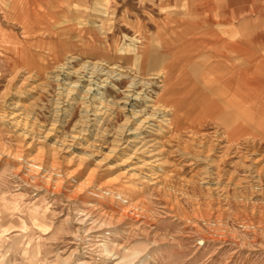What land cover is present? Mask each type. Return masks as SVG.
<instances>
[{"label":"rangeland","instance_id":"374dc122","mask_svg":"<svg viewBox=\"0 0 264 264\" xmlns=\"http://www.w3.org/2000/svg\"><path fill=\"white\" fill-rule=\"evenodd\" d=\"M163 1L0 0V264H264V133L226 122L232 110L197 74L198 55L168 70L164 42V27L186 29L199 53L207 37L257 17L237 30L262 52L264 0ZM95 107L101 119L86 112ZM19 152L42 159L58 190L27 175ZM134 168L123 197L91 194ZM90 172L95 184L79 191Z\"/></svg>","mask_w":264,"mask_h":264},{"label":"crops","instance_id":"0c3cea01","mask_svg":"<svg viewBox=\"0 0 264 264\" xmlns=\"http://www.w3.org/2000/svg\"><path fill=\"white\" fill-rule=\"evenodd\" d=\"M236 1L240 2V0ZM168 2L172 5L171 1L168 0ZM166 3V0H164L162 5L166 6ZM223 4H225L224 1H222V5ZM243 7L245 8V4ZM213 8L212 5L211 10ZM208 9H210V7L207 8V11H209ZM239 9H241V7ZM36 16H38V14H34V17ZM36 20L37 19H35V21ZM256 20H258L257 17H252L250 19L245 18L240 23H234L232 26L230 25L231 28L229 30L231 33L224 34V36L220 37H216L215 34H213V36L211 35L212 37H207V40L202 42L205 44V48L202 47L203 51L199 50V53L194 50V45L197 43L200 44L201 41H187L190 37L187 36L188 33L186 32V29L176 32L173 27H164L166 33H169V36H166L164 42L165 45L169 47L167 51L173 49L172 57H170V54L168 53L169 63L166 64L168 70L174 71L176 68L174 67L175 61L181 59V57L190 56L191 58H194L198 55L201 61H203V59L206 61V64L201 68L204 69V72L202 73L203 76L201 73L197 74L203 78L204 82H207L205 83L206 86H210L209 82L211 83L208 91H216L220 96H223L226 106L232 110L231 113H229L230 115H228L229 117H227L226 122L229 121L231 115H235L236 118L234 119H242L241 121L249 122L253 127L264 133V49L261 52L254 48L255 45L249 44L251 38L237 30V28L240 29L253 24ZM213 23L214 21L212 24ZM212 24L210 23V20H208V25ZM223 25L225 27V24ZM149 28L150 27H148V29ZM209 28L211 29L213 26ZM175 29H178V27ZM243 35L246 37H243ZM173 47H177V50H174ZM186 47L187 49H185ZM201 55L204 57H201ZM150 59L151 58L147 55L143 57L146 66ZM139 68L141 71L146 69L145 65ZM195 70L193 72H195ZM167 83L171 84L173 94L179 93L176 86L179 87L180 83L175 80H169ZM195 89L196 88L194 87L190 89V95L194 93ZM202 101L203 108L205 106L207 107L203 98ZM217 116L220 115H215L213 117L215 118ZM235 129H240V126H237Z\"/></svg>","mask_w":264,"mask_h":264},{"label":"bare ground","instance_id":"6f19581e","mask_svg":"<svg viewBox=\"0 0 264 264\" xmlns=\"http://www.w3.org/2000/svg\"><path fill=\"white\" fill-rule=\"evenodd\" d=\"M14 2V1H13ZM17 2V1H16ZM19 3V2H18ZM14 10V9H13ZM63 28V27H62ZM48 30V29H47ZM65 30V29H64ZM36 33V32H35ZM42 33V32H41ZM25 36V35H24ZM34 36V35H33ZM39 36V35H38ZM173 53H175V52H173ZM174 58V57H173ZM176 58V57H175ZM176 60V59H175ZM246 61V60H245ZM103 65V64H102ZM91 68H95L94 66L93 67H91ZM242 68V67H241ZM104 68L103 67H98V68H95V71H93L92 73H94V74H98V73H100V72H104ZM112 71V70H111ZM121 71V70H120ZM120 71H119V69H117L114 73V75H115V77H116V75H119V76H122L123 74H121L120 73ZM109 71H107L106 73H108ZM113 72V71H112ZM105 73V74H106ZM93 74V75H94ZM104 74V73H103ZM92 76V75H91ZM205 78V77H204ZM82 79V78H81ZM133 80L135 81V80H137V78L134 76L133 77ZM84 82V81H88L87 79H82L81 80V82ZM107 81V80H106ZM93 83V82H92ZM91 83V84H92ZM100 83V82H99ZM98 83V85H97V87H101V86H103L101 83L99 84ZM135 83V82H134ZM108 84V83H107ZM171 84H172V82H171ZM171 84H168V85H170L171 86ZM136 85V84H135ZM75 87H81L80 85H78V84H76V85H74ZM107 86V85H106ZM169 86V87H170ZM176 87H178V86H176ZM133 88V87H132ZM131 88V89H132ZM148 88V87H147ZM98 89V88H97ZM97 89H95V87H93L92 85L91 86H89V87H87V89H86V93L87 94H92L93 93V91H95V90H97ZM149 90V89H148ZM132 91V90H131ZM200 91V90H199ZM71 93V88L70 89H68V91H67V94H66V100H65V102H67V103H69L70 104V102H69V100H71V97H69L68 95ZM100 93V92H99ZM228 93V92H227ZM232 93V92H231ZM229 95H230V92H229ZM236 95V94H235ZM87 96V95H86ZM95 96H96V94H95ZM90 96H88V98H89ZM94 97V96H93ZM134 97L135 98H137V97H139V94L138 93H135L134 94ZM238 97V96H237ZM84 98V97H83ZM98 99V98H97ZM149 99H151V98H149ZM148 99V100H149ZM72 100H73V98H72ZM132 101V100H131ZM130 101V102H131ZM150 101V100H149ZM203 102V101H202ZM244 102V101H243ZM94 103V102H93ZM204 103H205V101H204ZM247 104V103H246ZM96 109H87L86 110V112L89 114V113H91L89 116H93V117H96L95 119L96 120H98V119H101V116H103L104 115V112H105V110L104 111H102V108L100 109V108H97V107H95ZM133 114H137L136 112H134ZM14 117H17L18 118V116L16 115V114H14L13 116H12V120H14L13 122H9L11 125H13L14 126V128H17L19 125H20V122L18 121V120H15V118ZM87 117V116H86ZM150 117V116H149ZM149 117H147V118H145V120H143V121H141L139 124H137L136 125V127L132 130V132L131 133H129L128 135H132L133 137H131V138H127L126 140H124L123 141V143H121V144H124L125 143V145H124V147H122V149L123 150H127L128 149V147H130L131 146V143H133L134 142V140L135 139H137L138 137H137V135H136V133H138V131H140V130H145L146 128H149V123L146 121ZM10 119V118H9ZM159 119V118H158ZM150 122V121H149ZM7 123V122H6ZM142 124V125H141ZM20 128V127H19ZM22 131V130H21ZM128 130H126L125 132H127ZM144 132V131H143ZM49 133V132H48ZM80 132H78L77 134H79ZM17 134V133H16ZM127 134V133H126ZM115 135V134H114ZM113 135V136H114ZM136 135V136H135ZM17 136H23V132H21V133H19ZM112 135H111V137H113ZM77 137H80V136H76V135H73L72 136V139L74 140V139H77ZM81 139V138H80ZM120 139H121V137L118 135V136H115L114 138H113V140H114V142L115 143H118L119 141H120ZM129 139H131V140H129ZM73 142V141H72ZM64 143V142H63ZM78 145H81V143H77ZM143 145H145V144H143ZM146 146V145H145ZM144 148V147H143ZM80 149V148H79ZM113 150V149H112ZM111 150V151H112ZM141 150V148L140 149H138V148H135V151L133 152V154H135V153H138L139 151ZM18 151V150H17ZM142 151H145V150H142ZM139 153H141V152H139ZM3 154V152H1V147H0V155H2ZM18 154H20V152L19 153H16V154H14L13 155V157H16L18 160H20L21 161V163H24V168L26 169L25 170V172H26V174L27 175H29V174H34V177H36V179H38L39 181H41V183L44 185H46V187L47 188H53V189H57L58 190V188L60 187V184L58 183V181L57 180H54V179H52L49 175H47V176H43L42 174H43V170H44V168H43V161H42V159H40V158H33V159H24V157L21 155V156H18ZM52 155V154H51ZM44 156V155H43ZM49 156H50V154H49ZM53 157V156H52ZM151 158V157H150ZM49 159H51V158H49ZM51 160H53V159H51ZM78 161V160H77ZM141 162V161H140ZM148 165L149 163L148 162H141V164L140 165ZM47 165V164H46ZM139 165V166H140ZM110 167V166H109ZM23 168V169H24ZM136 168V167H135ZM135 168L134 169H130V170H128L126 173H125V175L123 174H119L118 176H115V177H113V178H110V179H107V180H104L103 181V183L102 184H100L98 187H96L97 188V190H100L101 188V190L99 191V193H96L95 191H92V190H90V191H92V193L91 194H97L98 196H102V194L105 192V191H107V192H109V193H111V194H113V193H117V195L118 196H124V193H122L121 191L119 192V188H120V185H122V183H121V178H127L128 180L129 179H131L133 176H135V173H133V170H135ZM28 170V171H27ZM22 171V170H21ZM26 175V176H27ZM31 176V175H30ZM28 177V176H27ZM26 177V178H27ZM53 177V176H52ZM54 178V177H53ZM97 177H96V175L93 173V172H90V173H88V175H87V177L84 179V181H82L81 182V184L79 185V191L80 190H89V188H91L92 187V185H94L95 184V181L97 180L96 179ZM134 180V179H133ZM29 181V180H28ZM38 182V181H37ZM40 183V184H41ZM124 183V182H123ZM127 185V184H126ZM125 188H127V186L125 187ZM52 191V190H51ZM88 193H90V192H88ZM85 195V194H84ZM100 198V197H99ZM1 199V198H0ZM119 206V205H118ZM122 207V206H121ZM119 208V207H118ZM121 211V210H120ZM119 211V212H120ZM124 212V211H123ZM128 212H130V211H128ZM132 213V212H131ZM136 216V215H135ZM134 216H132V218H133ZM12 243V242H11ZM12 245H13V243H12ZM27 251L28 250H26V248H24V252L25 253H27ZM135 255V253H129V254H127L126 255V258H130V257H133Z\"/></svg>","mask_w":264,"mask_h":264}]
</instances>
